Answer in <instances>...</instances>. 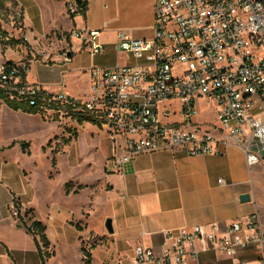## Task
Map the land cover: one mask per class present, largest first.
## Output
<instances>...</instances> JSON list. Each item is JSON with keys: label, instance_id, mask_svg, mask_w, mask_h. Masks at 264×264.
Listing matches in <instances>:
<instances>
[{"label": "crops", "instance_id": "obj_1", "mask_svg": "<svg viewBox=\"0 0 264 264\" xmlns=\"http://www.w3.org/2000/svg\"><path fill=\"white\" fill-rule=\"evenodd\" d=\"M78 1H86L87 10L84 18L77 13L72 19L67 4ZM104 1L19 0L30 46L36 39L57 41L55 51L43 49L40 58L18 64L27 65L28 84L38 85L49 93L64 92L71 97L88 99L91 67L113 68L136 63L132 57L115 51L117 34L127 31L113 30L111 25L125 18L133 24V32H129L133 37L146 32H149L147 37H151L154 0H107L109 6L106 8L114 17L100 20L98 26L93 27L89 21L90 7ZM54 7L57 14L47 19L46 12ZM82 29L100 31L103 54L91 56L81 48L72 32ZM109 33L113 34V40L107 37ZM66 34H70L69 39ZM69 45L78 52L72 63L66 65L61 61L59 49ZM10 60L2 58L3 62L10 63ZM66 122L67 131L39 114L14 111L0 104V135L3 138L0 152L17 150L32 157L35 148L38 154L50 159L47 183L59 192L58 198L46 200L42 218L31 207L29 199L28 202L19 199L22 211L33 210L34 219L45 226L50 242L48 252L52 257L43 263L33 237L13 222L16 229L33 242V247L24 250L0 241L2 264H69L58 253L71 247L77 250L80 264H86L82 245L90 253V264H134L135 247L158 248L164 231L212 224L220 225L223 230L232 222L244 221L255 211L264 226V162L249 167L243 152L234 147L225 149L222 155L195 157L182 150L159 151L138 156L119 171L113 160V143L105 128L69 119ZM63 139L70 142L64 145ZM23 144L26 145L25 153ZM22 174L25 193L33 194L30 174L25 170ZM68 184L72 186L70 194L65 190ZM2 188L11 201L17 198L10 187ZM244 194L250 196L249 201H240ZM108 219L112 223V234L105 227ZM97 222L99 227L95 229L93 225ZM198 248L201 251L198 261L189 264H233L231 258L207 250L204 244H199ZM259 256V250L253 246L239 251L237 259L254 262Z\"/></svg>", "mask_w": 264, "mask_h": 264}, {"label": "built area", "instance_id": "obj_2", "mask_svg": "<svg viewBox=\"0 0 264 264\" xmlns=\"http://www.w3.org/2000/svg\"><path fill=\"white\" fill-rule=\"evenodd\" d=\"M18 7L22 11L19 1ZM67 11L77 14L78 2H69ZM153 13L151 37L117 34L115 51L135 64L88 70V99L22 83L19 75L27 65H1L0 90L50 119L71 120L70 111L92 115L110 136L119 171L138 156L159 151L195 157L234 147L249 167L264 162V0H154ZM20 18L21 12L23 32ZM100 35L72 32L91 56L104 53ZM23 38L29 42L28 34ZM77 52L73 45L59 49L62 63H72ZM200 102L216 111V124L198 121ZM199 244L233 264H264L258 211L223 230L212 224L164 231L158 248L135 247L134 264L197 262ZM253 246L260 252L256 261L237 259L239 251Z\"/></svg>", "mask_w": 264, "mask_h": 264}, {"label": "rangeland", "instance_id": "obj_3", "mask_svg": "<svg viewBox=\"0 0 264 264\" xmlns=\"http://www.w3.org/2000/svg\"><path fill=\"white\" fill-rule=\"evenodd\" d=\"M19 0H0V25L3 31L7 33V38H3L4 42H0V66L7 64L8 62H3L2 58L6 59L8 57L11 59L10 63L18 65L21 61L28 62L31 59L40 58V53L44 50L55 51L57 41H39L36 39V43H32L30 46L29 42L24 40V35H27V29L23 32L19 31L18 20L19 14L21 12V20L23 21V13L18 7ZM98 1V0H95ZM100 1V0H99ZM109 6V2L105 0L104 2H96L95 7H90L89 21L91 26H98L99 21L104 19L109 20L114 17V14L110 13V10L106 8ZM57 14V8H52V11L46 12V18L55 17ZM79 17L84 18L83 14H79ZM61 23V22H60ZM133 24L126 20L125 18L117 20L111 25L113 30H125L128 33L133 32ZM149 36V32L146 34H135L136 38H145ZM107 37L110 40L114 39L112 33H109ZM149 38V37H147ZM7 39L18 41L19 44H7ZM50 39V37H49ZM34 40V38H33ZM33 53V55H32ZM0 104H4L0 100ZM52 123H56V127L59 129L68 130V123L66 120L59 121L58 119H50L46 117ZM199 121H209L216 122L217 114L216 111L208 106L204 102L199 103ZM61 123V125H59ZM58 124V125H57ZM0 142H3V138L0 135ZM54 142L52 141V146ZM50 159H46L42 155L38 154L34 148V155L32 157H27L17 150L0 152V241L9 247L20 248V249H31L33 247V242L24 236V234L16 229L13 222H25L29 224L30 216H26L25 213L28 210L22 211L21 202H28L29 199L31 207L37 210L40 218L44 211V205L49 197L54 199L58 198L59 192L57 188H51L47 183L46 174L50 169ZM25 170L30 174L32 179V187L34 189L33 194L27 195L25 193V181L23 179L22 171ZM68 174L64 173V178ZM4 186L11 188V191L16 195L17 198L11 201L9 194L4 190ZM53 193V194H52ZM20 199V200H19ZM20 209L18 211L17 209ZM16 210L19 212L16 214ZM94 228L98 229L99 223H94ZM45 251V250H44ZM3 253V249L0 247V254ZM61 256H64L69 264H80L78 261V253L74 247L67 250H59ZM45 261L47 259L45 258ZM0 264L2 261L0 259Z\"/></svg>", "mask_w": 264, "mask_h": 264}, {"label": "trees", "instance_id": "obj_4", "mask_svg": "<svg viewBox=\"0 0 264 264\" xmlns=\"http://www.w3.org/2000/svg\"><path fill=\"white\" fill-rule=\"evenodd\" d=\"M78 4L80 6V11L78 13L85 15V12L87 10V2L86 1L85 2L78 1ZM71 18L73 19L74 15H71ZM66 37H67V39H69L70 34H66ZM3 38H7V33L5 31H3V29L1 28V25H0V42H4ZM7 44H19V42L7 39ZM7 65H15V64L7 63ZM19 76L22 79V83H25L26 82V72L21 71ZM0 100L3 101L4 104L8 108H10L11 110L21 111V112L26 113V114H39L43 118H46L45 115L40 114L39 110L36 107L29 106L28 103L25 101L12 100L2 90H0ZM69 115H70L71 120L76 121L78 124H84V123L88 122V123H92L94 125L95 124L100 125L98 123V121H96V119H94V117L88 113L82 114V113L70 111ZM55 119H57V118L55 117L53 120H55ZM69 142H70V140H68V139L62 140V143L64 145H67ZM22 149H23V152L25 153L26 152V145L25 144L22 145ZM53 165L55 166L54 160H53ZM71 187H72L71 184L66 185V189H65L66 194L71 193V191H72ZM80 188L81 187H79V189ZM17 210L20 211L19 208ZM25 215L30 216L29 224H27L25 222H21V223L17 222V227L24 229L27 234H29L33 237V240H34L36 249L40 255V258H41L42 262L45 263V258L50 259L52 257V253L48 252V249L50 247V242H49L47 235H46V228L41 222L34 219L33 210L26 211ZM76 227L78 230H80L79 225H77ZM82 253L84 255L85 263L90 264V257H91L90 253L86 249V247L83 245H82Z\"/></svg>", "mask_w": 264, "mask_h": 264}, {"label": "water", "instance_id": "obj_5", "mask_svg": "<svg viewBox=\"0 0 264 264\" xmlns=\"http://www.w3.org/2000/svg\"><path fill=\"white\" fill-rule=\"evenodd\" d=\"M249 200H250V196L248 194H244V195H241L240 196V201L241 202H247ZM105 227H106V230H107L108 233H110V234L113 233L112 223H111V220L110 219H108L106 221Z\"/></svg>", "mask_w": 264, "mask_h": 264}]
</instances>
